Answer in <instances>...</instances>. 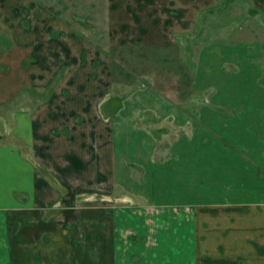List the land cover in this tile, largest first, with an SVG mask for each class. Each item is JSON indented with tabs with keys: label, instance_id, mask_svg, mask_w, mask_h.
<instances>
[{
	"label": "crops",
	"instance_id": "crops-1",
	"mask_svg": "<svg viewBox=\"0 0 264 264\" xmlns=\"http://www.w3.org/2000/svg\"><path fill=\"white\" fill-rule=\"evenodd\" d=\"M152 16L124 11L118 25L134 33L130 42L144 40ZM40 26L25 0H0V264H264V55L252 89L225 90L224 81L219 101L196 104L191 124L176 122L192 135L175 139V155L155 159L152 139L123 147L125 106L106 118L105 77L73 69L66 47L41 66ZM106 55L92 57L101 73L114 64ZM62 56L70 74L58 78ZM143 142L148 184L161 179L147 198L114 184ZM153 193L175 197L153 203Z\"/></svg>",
	"mask_w": 264,
	"mask_h": 264
},
{
	"label": "rangeland",
	"instance_id": "rangeland-1",
	"mask_svg": "<svg viewBox=\"0 0 264 264\" xmlns=\"http://www.w3.org/2000/svg\"><path fill=\"white\" fill-rule=\"evenodd\" d=\"M38 2L25 0V6L27 13L33 12L41 24V66L48 56L59 58L55 56L64 54L66 47L72 56L73 69L87 71L89 78L90 74L105 77L103 83L98 80L97 89L101 86L100 91L104 90L106 118L110 110L125 106L120 122L122 145L126 150L132 146V138L139 141L152 139L155 144L152 145V158L159 159L162 154L175 155L179 148L175 139L180 134H184L183 138L192 135L190 127L183 126L181 131L176 129V122L191 124L192 109L196 104L199 107V104L213 105L219 101L215 91L220 86L223 93L226 80L229 83L225 90H231L232 83V91L252 89V82L260 81L263 70L260 55H264V0H148L145 7H137L133 0L126 3L119 0ZM132 9L152 12L153 20L148 17V22H153L149 38L141 34L138 36L144 40L130 42L128 37L134 33L129 35L128 27L124 29L118 25L120 13L128 14ZM115 13L116 18L112 17ZM156 15L158 19L154 17ZM164 44L170 46L161 47ZM97 51L107 54L114 63L105 67L103 73L97 67V60L92 59ZM180 56L182 61H179ZM57 61L61 65L58 78H65L70 74L68 66L64 65L67 62L63 56ZM167 64L170 67H166ZM262 64L264 66V57ZM151 68L156 70L154 77L149 71ZM194 80L195 85L192 84ZM75 87L70 88L75 90ZM195 91V103L192 104V100L189 103L188 98ZM183 100L185 103L181 104ZM178 103L186 108L183 116L177 110L180 108ZM142 112L147 113L143 115ZM167 113L174 114L169 121ZM193 117L195 119V115ZM204 117L207 119V115ZM138 122L136 129L134 125ZM145 124L150 127L146 129ZM144 144H138L134 159L127 156L129 161H122L121 177L114 184L120 191L147 198L148 185L159 186L161 179H151L148 184L147 159L152 148L150 144L146 147ZM173 183L171 179L169 186ZM165 197L175 196L153 193L151 201L157 203Z\"/></svg>",
	"mask_w": 264,
	"mask_h": 264
}]
</instances>
